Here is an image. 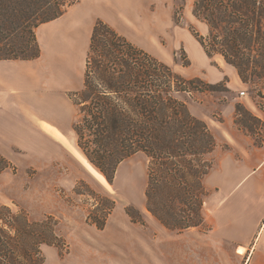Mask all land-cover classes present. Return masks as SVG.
<instances>
[{
  "label": "rangeland",
  "instance_id": "1",
  "mask_svg": "<svg viewBox=\"0 0 264 264\" xmlns=\"http://www.w3.org/2000/svg\"><path fill=\"white\" fill-rule=\"evenodd\" d=\"M193 1L144 0L139 7L144 12L143 23L139 21L143 32L132 44L183 79L204 83L203 92L186 99L192 115L220 139L208 156L215 165L227 153L239 157L236 149L249 150L264 142V86L244 85L222 57H207L194 34L207 37L208 28L193 16ZM97 9L105 16L109 7L104 0H79L64 19L79 21ZM42 13L28 0L0 2V56L6 51L19 57L36 53L38 27L34 25ZM87 51L82 59L84 71ZM73 55L75 60L77 54ZM28 108L33 121L46 115L32 101ZM80 119L75 106L72 125ZM11 138L15 145L0 155V204L13 211L23 209L32 221L50 217L56 223L63 246L42 245L44 264H240L234 255L239 243L218 239V233L234 232L215 214L221 198L216 190L206 187L200 229L170 231L145 207L148 158L144 154L122 161L108 183L80 151L73 131L67 138L72 152L60 144L47 147L15 125ZM112 200L115 205L109 213ZM104 219V227L97 229L94 222Z\"/></svg>",
  "mask_w": 264,
  "mask_h": 264
},
{
  "label": "trees",
  "instance_id": "2",
  "mask_svg": "<svg viewBox=\"0 0 264 264\" xmlns=\"http://www.w3.org/2000/svg\"><path fill=\"white\" fill-rule=\"evenodd\" d=\"M28 2L43 12L36 28L58 19L79 0ZM192 14L208 28L207 37L194 34L207 57H222L244 85L264 86V0H194ZM36 48L26 57L6 51L0 60H31L39 56ZM203 86L199 79L173 73L98 19L83 87L69 95L81 117L72 125L77 145L108 183L125 159L137 153L148 158L145 207L170 231L203 225V181L214 166L208 156L217 142L207 124L189 111L186 99L203 92ZM110 204L109 213L115 202ZM105 221L94 225L102 229ZM55 226L50 217L32 221L23 209L0 204V264H44L42 245L63 246Z\"/></svg>",
  "mask_w": 264,
  "mask_h": 264
},
{
  "label": "crops",
  "instance_id": "3",
  "mask_svg": "<svg viewBox=\"0 0 264 264\" xmlns=\"http://www.w3.org/2000/svg\"><path fill=\"white\" fill-rule=\"evenodd\" d=\"M143 1L104 0L108 15L97 9L79 21L64 19L68 10L58 19L38 26L37 58L0 60V155L5 156L15 145L11 138L14 125L35 135L47 147L60 144L72 152L67 138L75 106L69 95L83 87L82 59L94 23L102 19L131 44L136 43L143 32L144 12L139 8ZM30 101L46 115L33 121ZM213 136L218 147L220 139ZM236 152L239 157L227 153L218 159L203 183L221 197L215 214L234 232L228 236L218 233V239L239 243L234 255L240 264H264V142Z\"/></svg>",
  "mask_w": 264,
  "mask_h": 264
},
{
  "label": "bare ground",
  "instance_id": "4",
  "mask_svg": "<svg viewBox=\"0 0 264 264\" xmlns=\"http://www.w3.org/2000/svg\"><path fill=\"white\" fill-rule=\"evenodd\" d=\"M56 135V134H55ZM60 138V137H59ZM78 154V153H77ZM77 154H75V155H77ZM79 159V158H78ZM83 161H84V159H83ZM87 162V161H86ZM85 164V163H84ZM86 167V166H85ZM88 169V168H87ZM92 171V170H91ZM93 172V171H92ZM102 181V180H101Z\"/></svg>",
  "mask_w": 264,
  "mask_h": 264
},
{
  "label": "built area",
  "instance_id": "5",
  "mask_svg": "<svg viewBox=\"0 0 264 264\" xmlns=\"http://www.w3.org/2000/svg\"><path fill=\"white\" fill-rule=\"evenodd\" d=\"M244 93H241V95H243Z\"/></svg>",
  "mask_w": 264,
  "mask_h": 264
}]
</instances>
